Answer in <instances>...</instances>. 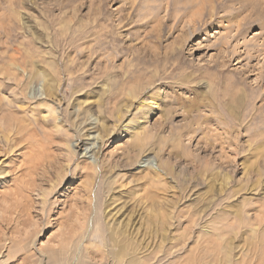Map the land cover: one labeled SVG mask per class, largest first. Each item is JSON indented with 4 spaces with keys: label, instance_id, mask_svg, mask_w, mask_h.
<instances>
[{
    "label": "rangeland",
    "instance_id": "obj_1",
    "mask_svg": "<svg viewBox=\"0 0 264 264\" xmlns=\"http://www.w3.org/2000/svg\"><path fill=\"white\" fill-rule=\"evenodd\" d=\"M200 1L0 0V142L8 120L36 133L0 153V264L27 256L10 240L53 264L57 238L73 264H191L231 239L209 264H264V0ZM75 118L105 140L92 169ZM20 163L40 165L27 203Z\"/></svg>",
    "mask_w": 264,
    "mask_h": 264
},
{
    "label": "bare ground",
    "instance_id": "obj_2",
    "mask_svg": "<svg viewBox=\"0 0 264 264\" xmlns=\"http://www.w3.org/2000/svg\"><path fill=\"white\" fill-rule=\"evenodd\" d=\"M176 1V0H175ZM200 1V0H199ZM200 2H202V0L200 1ZM206 2V1H205ZM205 2H204V4H205ZM203 4V5H204ZM202 5V4H201ZM185 8H187V7H185ZM205 8V7H204ZM213 10V9H212ZM183 21V20H182ZM181 21V22H182ZM71 73V72H70ZM72 74V73H71ZM39 78L41 79L42 78V80H43V82H44V76L42 75V74H40L39 75ZM43 82L42 81H40V84H39V89H38V95H39V97H41V96H43L44 95V87H43ZM108 92V91H107ZM113 92V91H112ZM115 94V93H114ZM138 94H139V91H137V90H134V94H133V91H132V93L130 94L131 95V98L134 96V98L135 97H137L138 96ZM47 95V94H46ZM110 95H113V93H110ZM128 95V94H127ZM130 95H129V97H130ZM49 96H50V94H49ZM108 96V95H107ZM51 97V96H50ZM109 97V96H108ZM112 97V96H111ZM111 97H109V98H111ZM47 98V97H46ZM49 98V97H48ZM53 98V97H52ZM50 100V99H49ZM53 100V99H52ZM78 100V99H77ZM129 100H130V98H129ZM47 103V102H46ZM24 105V104H23ZM138 105H140V107H143L144 106V101H138ZM0 106H2V105H0ZM4 106H5V104H4ZM10 106V108L8 109L10 112H12L11 110L13 109V107H15L13 104H10L9 105ZM71 106V105H70ZM79 105H73V110H74V112L76 113V111H77V109H76V107H78ZM150 106L151 107H153V106H156L157 107V102H155V101H153L151 104H150ZM25 107L26 106H22V105H18V106H16V110L17 111H14L13 112V114H15L16 112H18V111H21V112H23V113H26V111H27V108L25 109ZM121 107V106H120ZM1 108H4L5 109V107H1ZM79 108V107H78ZM9 112V113H10ZM73 113V112H72ZM119 113V112H118ZM17 115V114H16ZM16 115H13L14 117H18V116H16ZM35 116V115H34ZM70 116V115H69ZM36 117V116H35ZM34 117V118H35ZM71 117V116H70ZM37 118V117H36ZM34 119V121H35V124H36V127L37 128H42V127H39L38 126V124H37V122H38V118L37 119ZM73 118V117H72ZM44 126H48V118L47 117H44ZM92 122V127L94 128V129H96V128H98V122H99V120H97V119H94L93 118V121H91ZM20 123V125H22L21 124V122H19ZM84 125H87V124H85L84 123ZM84 125H83V123H79V119L78 118H75L74 120H73V126L75 127V129L74 130H76V141L72 144L73 145V147H74V150L71 152V155H72V157H74L76 154H79V155H82L81 157L83 158H86V161H85V165L89 168V169H92V168H94V166H96V164H95V162L98 160V155H99V152H100V150H101V148H102V145H103V143H104V138H103V135L101 134V133H98L97 135L94 133H91L90 132V130L89 129H86V127H84ZM6 128H5V130H3V131H1L2 132V136H1V138H2V140L4 139V141H3V145H1V142H0V153L1 152H5L7 155H10V151H15V149H17L18 150V147L21 145V144H23V143H30V140L31 139H33V137H34V135H36V133H35V131H34V135L30 132V133H28L27 132V129L25 128V127H23V126H14V125H12V123L8 120V122H7V126H5ZM49 127V126H48ZM54 127V126H53ZM73 127V128H74ZM28 128V127H27ZM44 128V127H43ZM42 128V129H43ZM55 128V127H54ZM62 128V127H61ZM36 129V128H35ZM47 129V128H46ZM46 129H45V131H46ZM134 129L135 130H137L138 128H137V126L136 127H134ZM48 130V129H47ZM52 130H54L53 128H52ZM64 130V129H63ZM44 131V132H45ZM49 131H51V130H49ZM55 131V130H54ZM40 132V131H39ZM61 132V130L59 129V128H56V133L58 134V133H60ZM11 134L13 135V136H11ZM62 134V133H61ZM22 135V136H21ZM40 135V134H39ZM53 135H54V133H53ZM59 135V134H58ZM75 135V134H74ZM47 136V135H46ZM72 136V135H71ZM12 137V138H11ZM37 138V137H36ZM53 138V137H52ZM69 138V137H68ZM48 139V138H47ZM55 139V138H54ZM57 141V140H56ZM56 141H55V143H56ZM61 141V140H60ZM63 141V140H62ZM7 142V143H6ZM9 142V143H8ZM49 142V141H48ZM47 142V143H48ZM51 142V141H50ZM69 142H70V140H69ZM33 143V142H32ZM36 142H34V144H35ZM52 143V142H51ZM12 144V145H11ZM54 144V143H53ZM52 144V145H53ZM67 144V143H66ZM31 145V144H30ZM36 145V144H35ZM49 145V144H48ZM44 146V145H43ZM47 146V145H46ZM31 147V146H30ZM29 147V148H30ZM35 147V146H34ZM45 147V146H44ZM4 148H6V149H4ZM26 148V147H25ZM24 148V149H25ZM35 148H37V147H35ZM35 148H31L30 150H33V154H34V152H35V154L37 155V158L36 159H34L32 156H34V157H36L35 156V154L33 155L32 154V162H39L43 157L42 156H44L42 153V151H47V150H45V149H42V147H41V154H40V152L38 153L39 154V156H38V154L36 153V151H40V150H36ZM49 148V147H48ZM21 149V148H20ZM38 149V148H37ZM34 150H36V151H34ZM21 151V150H20ZM25 151V150H24ZM28 151V150H27ZM70 151V150H69ZM22 152V151H21ZM29 152V151H28ZM31 152V151H30ZM52 152V151H51ZM51 152H49L48 154H50ZM25 153V152H24ZM27 153V152H26ZM25 153V154H26ZM32 153V152H31ZM17 154V153H16ZM21 154V153H20ZM24 154V155H25ZM52 154V153H51ZM88 154H91V156L90 157H87V155ZM28 155V154H27ZM31 155V154H30ZM13 156V155H12ZM15 156V155H14ZM22 156H23V154H22ZM52 156H53V154H52ZM18 157H19V155H18ZM24 157V156H23ZM22 157V158H23ZM46 158V157H45ZM44 158V159H45ZM19 159H20V157H19ZM24 159H26L25 157H24ZM28 159V158H27ZM67 159V158H66ZM29 160V159H28ZM21 161V160H20ZM30 161V162H31ZM55 161H56V159H55ZM94 161V162H93ZM27 162V161H26ZM29 162V161H28ZM27 162V164H29ZM31 162V163H32ZM57 162V161H56ZM37 165V164H36ZM47 165H49V164H47ZM40 165H37L35 168L37 169L38 167H39ZM44 166V165H43ZM19 167V171H20V173H22L21 175H24L23 176V178H22V180L21 179H19V180H21V182L19 181V184L18 185H20L19 187H18V189H17V186H15L12 190L11 189H8L9 190V192L11 191H13V190H15V193H16V195L18 196V197H22V200H24V202L26 201V198H25V196H26V193H28V195H30V193H31V191H33L34 190V188L33 187H30V185H31V183H32V181H31V178L33 177H30V178H28V179H26L27 177H29L28 176V172H30L32 169H33V167H31V166H28V165H25V164H22V163H20V165L18 166ZM47 167V166H46ZM49 167V166H48ZM54 167V166H53ZM97 167V166H96ZM33 169V171H32V173L31 174H33L34 173V170H36V169ZM44 168H45V166H44ZM39 170V169H38ZM42 171H44L43 170V168L41 169ZM57 170V169H56ZM53 172V171H52ZM157 173V172H156ZM26 174V175H25ZM40 174V173H39ZM59 174H61V173H59ZM21 175H19V176H21ZM40 175H42V174H40ZM39 175V176H40ZM68 175V174H67ZM59 177V176H58ZM36 178H38V177H36ZM42 178V177H41ZM49 179V178H48ZM34 180V179H33ZM40 180V179H39ZM43 180H45L44 178H43ZM50 180V179H49ZM60 180H61V178H60ZM42 181V180H41ZM58 181V180H57ZM50 183H51V181H49ZM55 183H56V180H55ZM58 183V182H57ZM52 184V183H51ZM34 185V184H33ZM55 185V184H54ZM62 185V184H61ZM40 186H42V184H40ZM52 186H53V184H52ZM51 186V187H52ZM55 186H59V184L58 185H55ZM43 187V186H42ZM45 188V187H44ZM48 189V188H47ZM52 189V188H51ZM42 191H43V188H42ZM45 191H46V189H45ZM45 191L43 192V194L45 193ZM41 193V192H40ZM47 194V193H46ZM48 195V194H47ZM28 198V197H27ZM48 198V197H47ZM42 199V198H41ZM27 200H29V198L27 199ZM47 201V200H46ZM45 202V201H44ZM26 203H27V201H26ZM23 205V204H22ZM22 205H21V208H22ZM27 205V204H26ZM44 205V204H43ZM24 206V205H23ZM20 208V209H21ZM39 208V207H38ZM17 214H21V213H17ZM195 214V213H194ZM18 217V216H17ZM17 217H16V219H14L15 221H19V220H17ZM23 217V216H22ZM246 217H248L247 215L245 216V217H243L240 221L242 222L243 221V219L245 218V220H246ZM19 218V217H18ZM94 218V217H93ZM191 219V218H190ZM189 219V220H190ZM225 219H227L226 217H225ZM188 220V221H189ZM3 221V220H2ZM6 220H4V222H5ZM0 222H1V220H0ZM2 223L3 222H1V226H2ZM17 223V222H16ZM244 223V222H243ZM3 224H7V222L6 223H3ZM61 224V223H60ZM8 225V224H7ZM9 225L11 226L12 225V220L10 219L9 220ZM36 225H34L33 227L34 228H36L35 227ZM86 226V225H85ZM252 226V225H251ZM254 226V225H253ZM259 226V225H258ZM4 227H6V226H4ZM87 229H89V227H88V224H87ZM252 229V228H251ZM258 229V228H257ZM37 230H39V229H35V231H33V232H29V233H27L26 234V237L28 238V237H32V240H34V237L38 234L37 233ZM214 231L215 232H218L219 231V229L218 228H215L214 229ZM253 232H255V231H253ZM3 234V229L1 228L0 229V247L2 246V243L4 242V238H5V236L6 235H3L2 237H1V235ZM78 241H79V239H76L75 241H73V243L72 242H69V241H66V240H64L63 238H57L56 239V241L54 242V246L53 247H55V248H53V249H51V251H49L48 252V255L46 256L47 257V259L50 261V262H52L53 264H73L72 262H73V259H74V253L76 252H78V249H79V243H78ZM227 242V241H226ZM76 243H78L77 245H76ZM231 243H232V239L231 240H229L228 241V243H227V245L225 246V247H223L222 248V250L221 249H213L212 250V252L210 253V255L208 256L209 258H211V260L212 261H215V259L216 258H220V252H223V251H226V256L229 254V247H230V245H231ZM10 244H11V247L10 248H12V247H18L19 248V250L17 251V252H22V253H25V254H27V256L26 255H20L19 256V259H18V261L20 262H22V264H24L25 262H27V261H29V262H31L33 259H32V257H30L29 256V253L31 252L30 250H28V248H29V243H26L25 241H21V240H18V241H14V240H10ZM200 246H206L205 244H202V245H200ZM56 247H59V248H56ZM207 247V246H206ZM6 248H8V247H6ZM1 249H3V248H0V251H1ZM4 249H5V247H4ZM200 252L201 253H207L208 251H205V250H203V249H201L200 250ZM75 253V254H76ZM0 254H1V252H0ZM14 254H15V252L12 250V252H10L9 251V254L7 255L8 256V259H12L13 257H14ZM142 254H144V252H141V253H139L138 255L140 256V255H142ZM15 256H16V254H15ZM142 256H140V257H138L137 255H135V256H131L130 257V259L129 260H127L126 261V264H141L142 263V258H141ZM42 258V257H41ZM208 258V259H209ZM208 259H206L205 257L204 258H202L201 256H198V257H195L194 259H192V263L191 264H209L208 263ZM39 260V259H38ZM217 260V259H216ZM219 260V259H218ZM43 260H40V262H42ZM33 262V261H32ZM31 262V263H32ZM49 262V263H50ZM123 261H121V263H122ZM12 263H15V262H12ZM78 264H82V261H78Z\"/></svg>",
    "mask_w": 264,
    "mask_h": 264
}]
</instances>
